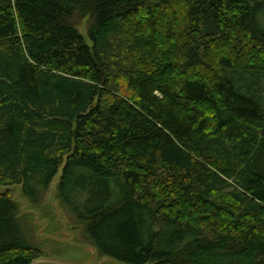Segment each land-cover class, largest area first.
Masks as SVG:
<instances>
[{
  "label": "trees",
  "instance_id": "16d2710c",
  "mask_svg": "<svg viewBox=\"0 0 264 264\" xmlns=\"http://www.w3.org/2000/svg\"><path fill=\"white\" fill-rule=\"evenodd\" d=\"M263 84L264 0H0V263L61 171L100 256L264 264Z\"/></svg>",
  "mask_w": 264,
  "mask_h": 264
},
{
  "label": "rangeland",
  "instance_id": "374dc122",
  "mask_svg": "<svg viewBox=\"0 0 264 264\" xmlns=\"http://www.w3.org/2000/svg\"><path fill=\"white\" fill-rule=\"evenodd\" d=\"M92 23L89 14L76 13L71 20V24L88 42ZM60 174L61 171L37 202L27 199L20 185L9 188L18 205L17 216L24 232L42 255L37 260L56 261L60 264H121L109 256H100L90 244L85 235V225L75 218L59 196Z\"/></svg>",
  "mask_w": 264,
  "mask_h": 264
},
{
  "label": "water",
  "instance_id": "95a60500",
  "mask_svg": "<svg viewBox=\"0 0 264 264\" xmlns=\"http://www.w3.org/2000/svg\"><path fill=\"white\" fill-rule=\"evenodd\" d=\"M32 264H60V263H58L56 261L37 260V261H34Z\"/></svg>",
  "mask_w": 264,
  "mask_h": 264
}]
</instances>
